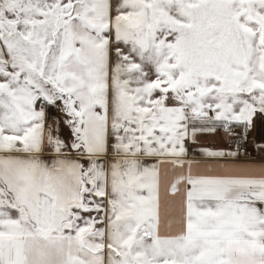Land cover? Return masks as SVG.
<instances>
[{"label":"snow or ice","instance_id":"6c2138e0","mask_svg":"<svg viewBox=\"0 0 264 264\" xmlns=\"http://www.w3.org/2000/svg\"><path fill=\"white\" fill-rule=\"evenodd\" d=\"M262 153L264 0H0V264H264Z\"/></svg>","mask_w":264,"mask_h":264},{"label":"crops","instance_id":"0c3cea01","mask_svg":"<svg viewBox=\"0 0 264 264\" xmlns=\"http://www.w3.org/2000/svg\"><path fill=\"white\" fill-rule=\"evenodd\" d=\"M253 136H256V133H253ZM201 141L203 142V143H205V144H211V143H213L214 141L215 142H219V137H212V136H202L201 137ZM249 150L250 151H252L253 152V155L254 156H256V155H258L256 152H255V150H254V145L253 144H249ZM259 155H264V153H262V154H259Z\"/></svg>","mask_w":264,"mask_h":264}]
</instances>
